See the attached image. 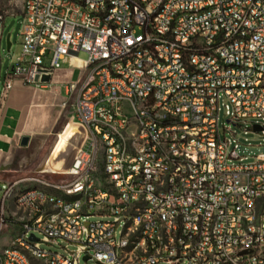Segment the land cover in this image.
I'll return each mask as SVG.
<instances>
[{
    "label": "built area",
    "instance_id": "2783aa9c",
    "mask_svg": "<svg viewBox=\"0 0 264 264\" xmlns=\"http://www.w3.org/2000/svg\"><path fill=\"white\" fill-rule=\"evenodd\" d=\"M19 36L3 95L73 60L86 139L70 182L8 184L0 264H264V159L219 126L264 137V0H24Z\"/></svg>",
    "mask_w": 264,
    "mask_h": 264
},
{
    "label": "rangeland",
    "instance_id": "374dc122",
    "mask_svg": "<svg viewBox=\"0 0 264 264\" xmlns=\"http://www.w3.org/2000/svg\"><path fill=\"white\" fill-rule=\"evenodd\" d=\"M24 0H0V14L3 20H0V35L3 32V37L0 39V85L4 79L7 69L10 67L12 60H14L21 53L20 45V30L22 25V16L20 15L23 8ZM10 35L12 47L10 51L7 50V36ZM88 55L84 52L79 54V59L85 61ZM82 71L76 69L73 75V81H78ZM64 87V86H63ZM65 88V87H64ZM63 88L61 97L63 100L55 103L54 115L59 116V120L53 130L48 135H34L29 145L22 149V151L15 156L12 161L4 166V170L0 171V212L1 203L4 193L8 188V184L16 181H22L20 187L30 188L34 186L41 187V184L36 180L47 182L50 184L64 185L72 180V177L66 174V170L71 165H64L63 169L56 170L55 172H45L43 164L50 156L58 134L63 130L64 126L70 121L73 112V101H69L65 105L66 92ZM56 92L55 86L49 88ZM230 118L226 115L223 109L220 114V130L224 134L225 128H228L235 134L236 139L240 143V152L248 158V162L264 159V137L259 133L253 131L251 123L256 122L255 119H247L238 125L228 123ZM262 122V121H261ZM264 123V122H262ZM227 138H231L230 133H226ZM85 151H91L89 145L84 147ZM72 148L69 147L61 156L67 163ZM57 161V160H56ZM99 218H94L97 221ZM41 238L40 236H38ZM7 243L6 236L3 235L1 244ZM43 248L54 250V248L44 245ZM72 249H75L72 247ZM79 264H96L92 260L84 261L81 258Z\"/></svg>",
    "mask_w": 264,
    "mask_h": 264
},
{
    "label": "crops",
    "instance_id": "0c3cea01",
    "mask_svg": "<svg viewBox=\"0 0 264 264\" xmlns=\"http://www.w3.org/2000/svg\"><path fill=\"white\" fill-rule=\"evenodd\" d=\"M20 15L23 18L24 4ZM72 64L73 60L67 58L54 76L52 86L57 89V94L49 88L29 86L18 80L4 96V76L0 85V171L27 147L21 146L23 137L31 140L34 135H48L53 130L59 120V116L53 112L56 109L55 103L62 98L65 84L73 81L74 71L77 69ZM73 122L79 125L75 120Z\"/></svg>",
    "mask_w": 264,
    "mask_h": 264
},
{
    "label": "bare ground",
    "instance_id": "6f19581e",
    "mask_svg": "<svg viewBox=\"0 0 264 264\" xmlns=\"http://www.w3.org/2000/svg\"><path fill=\"white\" fill-rule=\"evenodd\" d=\"M61 100H63V98L58 99V101ZM85 139L86 133L84 129L70 119L63 130L58 134L56 143L50 152V156L43 164V170L45 172H55L56 170L63 169L65 164L68 166L80 152V148ZM69 147L72 148V151L67 163H65L66 160L61 156Z\"/></svg>",
    "mask_w": 264,
    "mask_h": 264
},
{
    "label": "water",
    "instance_id": "95a60500",
    "mask_svg": "<svg viewBox=\"0 0 264 264\" xmlns=\"http://www.w3.org/2000/svg\"><path fill=\"white\" fill-rule=\"evenodd\" d=\"M11 46H12V44H11V41H10V35H8L7 36V50L8 51H10ZM46 80H49V78H46ZM260 130H262L261 127H259L257 125L254 127V131L255 132H258ZM29 142H30V138L29 137H23L22 140H21V146L26 147V146L29 145ZM244 253H246V252H244ZM87 260H88V257H84V261H87Z\"/></svg>",
    "mask_w": 264,
    "mask_h": 264
}]
</instances>
